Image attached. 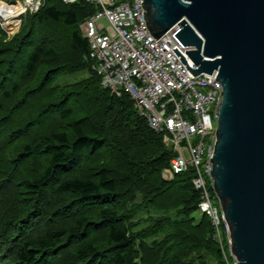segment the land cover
<instances>
[{
  "label": "trees",
  "instance_id": "trees-1",
  "mask_svg": "<svg viewBox=\"0 0 264 264\" xmlns=\"http://www.w3.org/2000/svg\"><path fill=\"white\" fill-rule=\"evenodd\" d=\"M84 0H43L0 42V259L9 264H232L195 217L192 169L90 67ZM86 73L61 85L60 75Z\"/></svg>",
  "mask_w": 264,
  "mask_h": 264
},
{
  "label": "water",
  "instance_id": "water-1",
  "mask_svg": "<svg viewBox=\"0 0 264 264\" xmlns=\"http://www.w3.org/2000/svg\"><path fill=\"white\" fill-rule=\"evenodd\" d=\"M155 40L172 31L220 87L208 170L232 264H264V0H142Z\"/></svg>",
  "mask_w": 264,
  "mask_h": 264
},
{
  "label": "built area",
  "instance_id": "built-area-1",
  "mask_svg": "<svg viewBox=\"0 0 264 264\" xmlns=\"http://www.w3.org/2000/svg\"><path fill=\"white\" fill-rule=\"evenodd\" d=\"M84 1L94 10L81 21L79 29L100 85L113 95L126 93L147 127L159 134L164 146L172 151L162 177L192 169L190 182L198 193L196 212L208 217L217 240L221 226L228 244L227 227L208 172L219 84L209 78L190 76L179 56L172 52L176 48L186 64L195 67L184 53L188 47L174 32L151 38L142 16V0ZM42 3L43 0H20L16 14L7 18L0 15L2 26L18 25L21 13L35 12ZM204 175L209 177L208 183Z\"/></svg>",
  "mask_w": 264,
  "mask_h": 264
},
{
  "label": "rangeland",
  "instance_id": "rangeland-1",
  "mask_svg": "<svg viewBox=\"0 0 264 264\" xmlns=\"http://www.w3.org/2000/svg\"><path fill=\"white\" fill-rule=\"evenodd\" d=\"M20 0H0V3L5 2L7 3V5H17V3ZM26 13H33V12H29V11H24L23 13H21L17 18L19 19L18 25L17 24H6V27L4 28L2 26V20L0 19V42L2 41V43H6L8 42L16 33H18V31L21 29V22H22V18ZM14 20V18H13ZM10 23H13L12 21ZM4 28V29H3ZM86 73H78V74H65V75H60L58 77H56L53 81L52 84H64L67 82H71L75 79H80L81 77L85 76ZM212 122L214 123V120L212 119ZM164 173V172H163ZM204 179L205 181L208 183L209 177H207L206 175H204ZM195 217H197L199 215V212H195L193 214ZM230 256V255H229ZM232 258V257H231ZM0 264H9V262L5 261V259H0Z\"/></svg>",
  "mask_w": 264,
  "mask_h": 264
},
{
  "label": "bare ground",
  "instance_id": "bare-ground-1",
  "mask_svg": "<svg viewBox=\"0 0 264 264\" xmlns=\"http://www.w3.org/2000/svg\"><path fill=\"white\" fill-rule=\"evenodd\" d=\"M19 8V5H15V6H8L5 5L3 2L0 3V15H3L4 17H8L10 15H14L16 14L17 10Z\"/></svg>",
  "mask_w": 264,
  "mask_h": 264
},
{
  "label": "crops",
  "instance_id": "crops-1",
  "mask_svg": "<svg viewBox=\"0 0 264 264\" xmlns=\"http://www.w3.org/2000/svg\"><path fill=\"white\" fill-rule=\"evenodd\" d=\"M196 212V211H195Z\"/></svg>",
  "mask_w": 264,
  "mask_h": 264
}]
</instances>
